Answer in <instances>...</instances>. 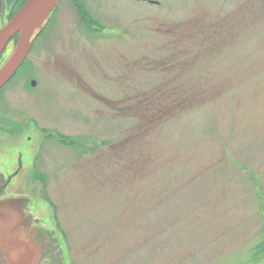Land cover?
Here are the masks:
<instances>
[{
    "label": "rangeland",
    "instance_id": "374dc122",
    "mask_svg": "<svg viewBox=\"0 0 264 264\" xmlns=\"http://www.w3.org/2000/svg\"><path fill=\"white\" fill-rule=\"evenodd\" d=\"M0 172L40 264H264V0H61L0 90Z\"/></svg>",
    "mask_w": 264,
    "mask_h": 264
},
{
    "label": "water",
    "instance_id": "95a60500",
    "mask_svg": "<svg viewBox=\"0 0 264 264\" xmlns=\"http://www.w3.org/2000/svg\"><path fill=\"white\" fill-rule=\"evenodd\" d=\"M60 2L61 0H26L6 24L0 25V90L28 57L37 37ZM2 12L3 3L0 0V23ZM15 35H18L16 45L7 60L1 64L3 54ZM32 83L35 84V80ZM32 221L25 197L6 196L0 199L1 264L40 263L44 246L35 242L31 235ZM39 227L42 231H47L44 227Z\"/></svg>",
    "mask_w": 264,
    "mask_h": 264
},
{
    "label": "flooded vegetation",
    "instance_id": "af4514ba",
    "mask_svg": "<svg viewBox=\"0 0 264 264\" xmlns=\"http://www.w3.org/2000/svg\"><path fill=\"white\" fill-rule=\"evenodd\" d=\"M20 167H21V165H20ZM17 171L18 170H16V173H17ZM9 181H10V179L5 178L2 175V173L0 172V199L10 195L9 190H7L8 186H9V183H10ZM37 225H38L37 222H35V221L33 222L32 221V227H31V231L30 232H31V235L33 236L35 242L40 243L42 246H44V250H45V248H46L45 243L40 241L41 240V236L44 235L45 233ZM50 243H51V240H50ZM0 257H1V255H0ZM0 264H1V259H0Z\"/></svg>",
    "mask_w": 264,
    "mask_h": 264
},
{
    "label": "trees",
    "instance_id": "16d2710c",
    "mask_svg": "<svg viewBox=\"0 0 264 264\" xmlns=\"http://www.w3.org/2000/svg\"><path fill=\"white\" fill-rule=\"evenodd\" d=\"M258 245L262 249V251L264 252V226L262 228V239L259 241Z\"/></svg>",
    "mask_w": 264,
    "mask_h": 264
}]
</instances>
